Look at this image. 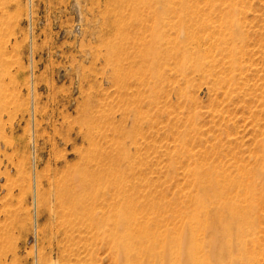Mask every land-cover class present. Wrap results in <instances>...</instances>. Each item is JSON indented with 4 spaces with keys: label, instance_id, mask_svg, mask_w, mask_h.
<instances>
[{
    "label": "rangeland",
    "instance_id": "1",
    "mask_svg": "<svg viewBox=\"0 0 264 264\" xmlns=\"http://www.w3.org/2000/svg\"><path fill=\"white\" fill-rule=\"evenodd\" d=\"M190 18L217 77L190 73L188 45L181 77ZM207 172L242 207L252 196L244 259L264 264V0H0V264L124 263L107 228L74 221L77 182H95L88 218L187 225ZM118 187L138 199L98 197ZM151 225L134 245L148 264Z\"/></svg>",
    "mask_w": 264,
    "mask_h": 264
},
{
    "label": "bare ground",
    "instance_id": "2",
    "mask_svg": "<svg viewBox=\"0 0 264 264\" xmlns=\"http://www.w3.org/2000/svg\"><path fill=\"white\" fill-rule=\"evenodd\" d=\"M178 30L180 34L177 36V40L182 48L184 47V49L178 48L176 52L180 62L182 79H188L186 66L184 65V68L181 66L182 57L184 60L188 59L187 45L196 48L194 53H191L193 54L194 63L188 69L190 73L206 80L217 77L220 71L217 72L213 65L211 66V64L202 62L201 52L203 50H201L200 46L203 40L197 34L198 31L196 32V28L192 26V19L190 18L188 24L184 23V26H179ZM183 42L186 45H183ZM220 77L218 78V82L219 80L221 82ZM196 176L198 189L192 197L194 206L188 215L190 220L187 222V225L185 224L184 218H134L137 209H115L116 212L112 218H88V206H90L89 204L91 202L85 197H81V193L85 190V187L95 185V182H88L87 180V182H77L75 187H73L71 213L76 222L83 221L85 224V221H89V227H97V231H103V233L104 229L107 228L109 230L108 237L114 240L115 251L118 255L120 253L122 259H124V263L121 264H148L136 254L134 245L135 239L140 242L139 234L148 232L152 226L151 224H154L157 228L155 232H151L153 241L147 249L149 254H153L155 259L153 264H186V262L192 264H249V262L245 261V243L249 234L253 235L256 224L254 221L246 219L250 218V215L253 214L254 206L252 196L250 195L251 198L249 196L248 201L244 197L247 205L242 207L239 204L240 198L238 194L230 195L231 189L227 182L224 180L219 182L212 178L208 172L205 174L196 173ZM249 185V182H244V180L239 181V186L241 189H244V193L245 190L250 193L251 188ZM138 195L139 190L137 189L136 191L132 190L129 192V189H119L118 187L115 189L113 195L107 192L106 194L102 193L98 195V197L102 198L104 202L108 198L109 200L111 199L109 203L110 207H115L117 203H133L138 199ZM147 204L154 206L152 202L145 203L141 206H146ZM209 205L211 206L209 207ZM247 206H249L248 211L247 208L244 210V207ZM186 229H188L187 231L191 236L188 242L187 253L184 250ZM199 231L207 232L204 237L205 239H197L195 235ZM251 264L253 263L251 262Z\"/></svg>",
    "mask_w": 264,
    "mask_h": 264
}]
</instances>
